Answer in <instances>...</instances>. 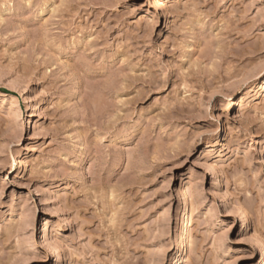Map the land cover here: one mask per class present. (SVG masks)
<instances>
[{
  "label": "rangeland",
  "instance_id": "374dc122",
  "mask_svg": "<svg viewBox=\"0 0 264 264\" xmlns=\"http://www.w3.org/2000/svg\"><path fill=\"white\" fill-rule=\"evenodd\" d=\"M0 264H264V0H0Z\"/></svg>",
  "mask_w": 264,
  "mask_h": 264
},
{
  "label": "bare ground",
  "instance_id": "6f19581e",
  "mask_svg": "<svg viewBox=\"0 0 264 264\" xmlns=\"http://www.w3.org/2000/svg\"><path fill=\"white\" fill-rule=\"evenodd\" d=\"M243 223H244V221H243ZM182 225H184V222H182ZM182 227V226H181Z\"/></svg>",
  "mask_w": 264,
  "mask_h": 264
}]
</instances>
